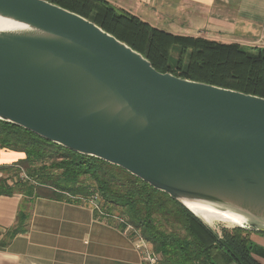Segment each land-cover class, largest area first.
<instances>
[{"label":"water","instance_id":"obj_1","mask_svg":"<svg viewBox=\"0 0 264 264\" xmlns=\"http://www.w3.org/2000/svg\"><path fill=\"white\" fill-rule=\"evenodd\" d=\"M0 121L264 235V98L161 73L48 0H0Z\"/></svg>","mask_w":264,"mask_h":264},{"label":"trees","instance_id":"obj_2","mask_svg":"<svg viewBox=\"0 0 264 264\" xmlns=\"http://www.w3.org/2000/svg\"><path fill=\"white\" fill-rule=\"evenodd\" d=\"M94 22L144 55L161 73L264 98V48L174 35L118 9L107 0H48ZM178 56L173 59L174 49ZM0 146L22 153L14 166L0 168V198L22 194L69 201L98 194L105 209L125 217L161 256V264H262L252 253L251 232L203 224L168 194L126 170L80 155L19 126L0 121ZM22 171L28 181L8 183ZM25 205L9 241L27 231Z\"/></svg>","mask_w":264,"mask_h":264},{"label":"crops","instance_id":"obj_3","mask_svg":"<svg viewBox=\"0 0 264 264\" xmlns=\"http://www.w3.org/2000/svg\"><path fill=\"white\" fill-rule=\"evenodd\" d=\"M107 1L171 35L264 48V0ZM24 158L0 146V168ZM3 176L8 175L0 172ZM23 204L29 215L27 231L9 241L8 231L16 225ZM93 210L79 199L29 201L22 194L2 196L0 264H142L134 235ZM255 234L253 241L264 246V235Z\"/></svg>","mask_w":264,"mask_h":264},{"label":"built area","instance_id":"obj_4","mask_svg":"<svg viewBox=\"0 0 264 264\" xmlns=\"http://www.w3.org/2000/svg\"><path fill=\"white\" fill-rule=\"evenodd\" d=\"M21 177L28 180L27 175L24 171L21 173ZM71 199H79L88 203L93 211L97 212L101 217L115 219L118 223L126 227V231H130L134 235L133 246L135 250L141 255L142 264H161V256L157 254L152 248L149 242H147L141 233L131 225L125 217L110 214L104 207V203L98 194H94L89 198L83 197H72Z\"/></svg>","mask_w":264,"mask_h":264},{"label":"rangeland","instance_id":"obj_5","mask_svg":"<svg viewBox=\"0 0 264 264\" xmlns=\"http://www.w3.org/2000/svg\"><path fill=\"white\" fill-rule=\"evenodd\" d=\"M178 56V49L175 48L174 51H173V59H176ZM22 174L16 176V175H11L10 177V184L13 185L17 182H22V181H28L26 178H23L21 177ZM218 222H215L213 224V227L216 229V230H221L222 228H226V227H229L228 229H231V226L227 223H218ZM255 233H251L250 234V239L251 241L253 242L252 244V253L254 254V256L261 261L262 264H264V246L263 245H260L258 244L257 242H254L255 240H257V237H255ZM254 240V241H253Z\"/></svg>","mask_w":264,"mask_h":264},{"label":"bare ground","instance_id":"obj_6","mask_svg":"<svg viewBox=\"0 0 264 264\" xmlns=\"http://www.w3.org/2000/svg\"><path fill=\"white\" fill-rule=\"evenodd\" d=\"M200 215H201V217H203L211 225H213L215 222H218V223H229L228 220L224 219L221 216L219 217V215H216V214H213V213L201 211Z\"/></svg>","mask_w":264,"mask_h":264}]
</instances>
